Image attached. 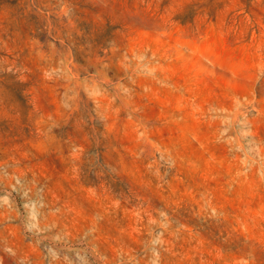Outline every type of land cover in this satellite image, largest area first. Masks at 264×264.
Here are the masks:
<instances>
[{"label": "rangeland", "instance_id": "1", "mask_svg": "<svg viewBox=\"0 0 264 264\" xmlns=\"http://www.w3.org/2000/svg\"><path fill=\"white\" fill-rule=\"evenodd\" d=\"M0 264H264V0H0Z\"/></svg>", "mask_w": 264, "mask_h": 264}]
</instances>
